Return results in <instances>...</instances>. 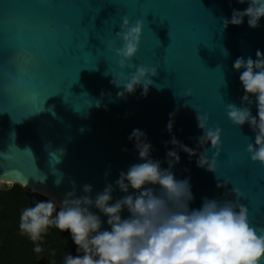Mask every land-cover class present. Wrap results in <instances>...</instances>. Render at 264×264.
Wrapping results in <instances>:
<instances>
[{"label": "water", "instance_id": "1", "mask_svg": "<svg viewBox=\"0 0 264 264\" xmlns=\"http://www.w3.org/2000/svg\"><path fill=\"white\" fill-rule=\"evenodd\" d=\"M247 7L237 0H0V182L36 189L48 200L41 195L46 191L58 203L73 190V182L78 195L85 184L95 195L141 162L135 141L129 140L140 129L153 146L151 157L165 169L166 152L175 150L165 142L173 135L197 152L189 157L179 151L180 162L172 169L178 180H190L191 208H199L205 197L234 200L225 194L238 187L245 193L240 202L249 209L251 225L264 227V164L253 162L247 152L255 133L227 115V104L243 106L234 61L264 52V18L255 29L247 18L223 29L233 9ZM124 16L145 21L132 63L158 68L149 77L154 84L146 97L142 87L126 99L118 97L123 86L111 83L121 72L126 83L134 71L121 68L109 49V41L122 45L116 32ZM251 110L257 115L255 104ZM197 112L210 117L209 127L223 130L216 174L196 163L203 151L196 139L203 135ZM225 178L231 184L218 188ZM123 195L117 189L114 200ZM91 210L109 229L107 217ZM121 215L130 214L125 209Z\"/></svg>", "mask_w": 264, "mask_h": 264}, {"label": "clouds", "instance_id": "2", "mask_svg": "<svg viewBox=\"0 0 264 264\" xmlns=\"http://www.w3.org/2000/svg\"><path fill=\"white\" fill-rule=\"evenodd\" d=\"M237 2L247 3L248 7L233 9L231 18L223 19V29L229 25L240 26L245 18L249 27L258 28L264 18V0ZM144 28V20L133 22L124 16L120 30L116 32L122 45L116 47L114 40L109 41V49L120 58V67L134 69L126 83L122 82L123 72L113 76L111 81L117 88L123 86L117 96L124 99L137 87L143 88L142 95L146 97L154 84L149 77L157 75V67L132 63L139 52ZM256 57H239L234 61L233 67L240 73L244 88L243 106L227 104V115L234 125L250 126L255 140L248 144L247 152L253 162L264 164V52L257 50ZM188 95L191 96V92ZM253 104L257 108L255 116L251 110ZM95 106L101 107L102 102L96 100ZM189 106L186 101L184 107ZM174 119L175 113H171L167 124L170 134ZM196 119L203 132L196 138L198 147L203 149L197 166L216 174L223 147V130L219 126L209 127L207 115L197 112ZM129 140L135 141L141 162L121 171L115 185L107 183L102 191L93 195V186L85 184L83 194L78 195L73 182V190L66 192L59 203L45 191L41 195L50 197L47 201H36L34 206L23 208L19 231L34 243V252L44 251L41 246L44 237L51 228H56L62 233L70 231L79 253L76 256L67 254L64 264H264V227L251 225L249 209L240 202L246 198L244 192L233 187L225 195L236 199L205 197L201 206L193 209L190 207L194 200L190 180H178L172 169L180 162L179 151L189 157L196 156L197 152L173 135L171 141L165 142L166 148L168 143L175 146V150L166 152L168 168L165 169L161 161L151 157L153 146L145 132L134 129ZM209 142L214 151L211 158L210 149L206 147ZM108 175L106 172L105 177ZM56 183L59 185L60 182ZM230 184L231 181L225 178L217 183V187L226 188ZM149 185H158L159 190ZM117 189L125 195L114 200L113 193ZM92 208L107 217L110 230L103 228L101 215ZM125 209L130 214L127 218L121 215Z\"/></svg>", "mask_w": 264, "mask_h": 264}, {"label": "trees", "instance_id": "3", "mask_svg": "<svg viewBox=\"0 0 264 264\" xmlns=\"http://www.w3.org/2000/svg\"><path fill=\"white\" fill-rule=\"evenodd\" d=\"M36 201L47 200L19 185L0 188V264H64L67 254H79L70 231L56 228L44 237V251L34 252V243L19 231V216Z\"/></svg>", "mask_w": 264, "mask_h": 264}, {"label": "rangeland", "instance_id": "4", "mask_svg": "<svg viewBox=\"0 0 264 264\" xmlns=\"http://www.w3.org/2000/svg\"><path fill=\"white\" fill-rule=\"evenodd\" d=\"M7 186H12V185H7V184H5V183H1V182H0V188H4V187H7Z\"/></svg>", "mask_w": 264, "mask_h": 264}]
</instances>
